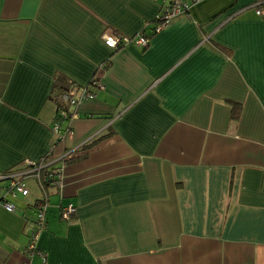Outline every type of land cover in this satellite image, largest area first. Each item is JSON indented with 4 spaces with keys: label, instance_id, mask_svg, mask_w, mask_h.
I'll return each mask as SVG.
<instances>
[{
    "label": "crops",
    "instance_id": "0c3cea01",
    "mask_svg": "<svg viewBox=\"0 0 264 264\" xmlns=\"http://www.w3.org/2000/svg\"><path fill=\"white\" fill-rule=\"evenodd\" d=\"M168 3L0 0V264H264V0H203L154 34ZM28 161L44 191L10 194Z\"/></svg>",
    "mask_w": 264,
    "mask_h": 264
},
{
    "label": "built area",
    "instance_id": "2783aa9c",
    "mask_svg": "<svg viewBox=\"0 0 264 264\" xmlns=\"http://www.w3.org/2000/svg\"><path fill=\"white\" fill-rule=\"evenodd\" d=\"M203 0H169L167 7L162 11V13L157 17L156 26L154 28V34L160 33L164 30L172 21L175 19L187 14L190 8L194 4H198ZM262 3H258L255 6L256 14L258 16H263V10L261 7ZM104 42L106 46L111 49H118L120 46L128 45L130 43H134L135 45L142 47L143 49L147 48L150 45V38L140 35L135 39H128L122 37L119 34H104ZM91 85L97 89H103L102 84L97 78H94L90 84V86L85 87L82 90V93L79 97H74L71 95H64L63 100L75 107H78L84 100L94 99L96 95L94 92L90 90ZM62 117L67 118V113L62 112ZM56 132L60 134L59 127L56 128ZM64 135L60 136L61 140L64 139ZM64 165L61 168L54 169L49 176L56 177L57 186L62 187V177H63V169ZM45 168L44 164L34 163L32 161H28L25 165L24 171H20L17 175L16 179H12L11 184L9 186V193L12 195H16L18 193L23 196H27L29 190L27 189L24 179L30 176L38 177L41 183V188L44 191L45 186L42 182L40 172ZM7 178V177H3ZM12 175H10V179ZM37 218L36 221L31 224V233L30 240L26 247L25 253L29 258H33L38 253V240L40 233L46 228L47 225V212H48V200L47 196L44 194L43 198L37 202ZM5 208L13 212L15 211V206L12 204H5ZM76 214V208L73 205H68L61 211V217L65 221H72L74 215ZM44 263H46V258L43 257Z\"/></svg>",
    "mask_w": 264,
    "mask_h": 264
},
{
    "label": "trees",
    "instance_id": "16d2710c",
    "mask_svg": "<svg viewBox=\"0 0 264 264\" xmlns=\"http://www.w3.org/2000/svg\"><path fill=\"white\" fill-rule=\"evenodd\" d=\"M120 47H121V46H120ZM120 47H119V48H120ZM119 48H118V49H119ZM62 87H64V86H62ZM64 89H65V90H68V88H67V87H64ZM57 102H58V101H57ZM58 105H61V103L59 102V103H58ZM46 184H47V182H46V183H44V185H46Z\"/></svg>",
    "mask_w": 264,
    "mask_h": 264
}]
</instances>
